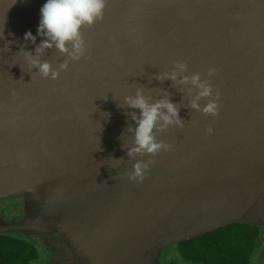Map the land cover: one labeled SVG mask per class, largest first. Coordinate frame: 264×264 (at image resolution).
Returning a JSON list of instances; mask_svg holds the SVG:
<instances>
[{
	"label": "water",
	"instance_id": "obj_1",
	"mask_svg": "<svg viewBox=\"0 0 264 264\" xmlns=\"http://www.w3.org/2000/svg\"><path fill=\"white\" fill-rule=\"evenodd\" d=\"M45 2L0 0V200L34 193L0 233L53 236L73 264H163L172 244L234 223L264 227V0H106L80 30L85 56L57 79L20 51L44 39ZM40 59L69 58L49 48ZM175 61L219 92L218 115L155 79ZM137 88L169 93L184 125L155 132L170 150L129 158L134 121L118 105ZM133 159L150 161L142 182L128 178Z\"/></svg>",
	"mask_w": 264,
	"mask_h": 264
},
{
	"label": "clouds",
	"instance_id": "obj_2",
	"mask_svg": "<svg viewBox=\"0 0 264 264\" xmlns=\"http://www.w3.org/2000/svg\"><path fill=\"white\" fill-rule=\"evenodd\" d=\"M106 0H46L40 8V20L37 34L44 39L34 51L21 50L25 53L28 64L44 78L57 79L61 71L68 68L70 60H80L86 54V43L81 33L84 25H92L103 16ZM25 42H36V36L29 30L24 34ZM55 48L58 52L66 54L69 58L58 67H53L50 61L41 60L46 49ZM187 64L183 61H175L173 70L156 73L157 81L170 79L173 86L187 87L190 97L188 107L202 112L205 115L216 116L219 113V92H214L212 84L202 79L199 72L188 74ZM213 69L208 70L209 76ZM181 90V87H178ZM159 98H148L143 89L137 88L134 93L125 95L118 105L126 110L134 124L128 125L125 132L131 134V143L125 148L127 156L133 158L140 153L149 157L160 151H168L171 145L156 138L157 130L163 131L170 125L183 127L184 121L180 118V105L174 103L170 94ZM204 99L206 103L201 105ZM133 111H127V110ZM138 110V113L137 111ZM211 133L212 129H208ZM150 161L133 159L128 178L142 182L149 167Z\"/></svg>",
	"mask_w": 264,
	"mask_h": 264
},
{
	"label": "trees",
	"instance_id": "obj_3",
	"mask_svg": "<svg viewBox=\"0 0 264 264\" xmlns=\"http://www.w3.org/2000/svg\"><path fill=\"white\" fill-rule=\"evenodd\" d=\"M17 240L0 234V264L31 259V250ZM169 247L178 253L175 264H264V227L234 223Z\"/></svg>",
	"mask_w": 264,
	"mask_h": 264
},
{
	"label": "flooded vegetation",
	"instance_id": "obj_4",
	"mask_svg": "<svg viewBox=\"0 0 264 264\" xmlns=\"http://www.w3.org/2000/svg\"><path fill=\"white\" fill-rule=\"evenodd\" d=\"M33 196L34 193L33 195L20 194L10 198L1 199L0 202H8V205L5 207V210L0 209V223L14 219L16 220L21 217L22 212L25 209V204L30 202ZM0 234L18 238V242L31 250L33 255L26 264H33L34 262L35 264H73V260L68 256V252L61 247L62 245L58 240L54 239L53 236L31 235L25 233ZM170 262L173 261H161L163 264Z\"/></svg>",
	"mask_w": 264,
	"mask_h": 264
},
{
	"label": "rangeland",
	"instance_id": "obj_5",
	"mask_svg": "<svg viewBox=\"0 0 264 264\" xmlns=\"http://www.w3.org/2000/svg\"><path fill=\"white\" fill-rule=\"evenodd\" d=\"M8 205V202H0V209H2V210H5L6 208V206ZM264 249H262V251H263ZM178 255V253H177V251L176 250H172L169 246L168 247H165L164 249H163V252H162V254H161V257H160V260L163 262H166V261H173V259H174V257H176ZM38 257H39V253H38ZM180 258V257H179ZM177 260H179L178 259V257H177ZM32 262H34V261H32ZM31 262V263H32ZM174 262V261H173ZM257 263V262H256ZM255 262H253V264H256ZM33 264H35V262L33 263Z\"/></svg>",
	"mask_w": 264,
	"mask_h": 264
}]
</instances>
